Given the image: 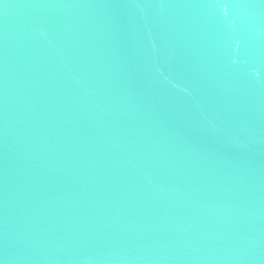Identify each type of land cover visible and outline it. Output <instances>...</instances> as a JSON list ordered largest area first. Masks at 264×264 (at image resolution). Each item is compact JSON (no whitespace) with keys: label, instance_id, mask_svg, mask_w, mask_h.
Returning a JSON list of instances; mask_svg holds the SVG:
<instances>
[{"label":"water","instance_id":"95a60500","mask_svg":"<svg viewBox=\"0 0 264 264\" xmlns=\"http://www.w3.org/2000/svg\"><path fill=\"white\" fill-rule=\"evenodd\" d=\"M0 264H264V0H0Z\"/></svg>","mask_w":264,"mask_h":264}]
</instances>
